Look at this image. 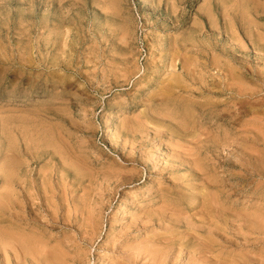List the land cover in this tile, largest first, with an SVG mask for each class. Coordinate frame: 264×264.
Here are the masks:
<instances>
[{"label": "rangeland", "instance_id": "obj_1", "mask_svg": "<svg viewBox=\"0 0 264 264\" xmlns=\"http://www.w3.org/2000/svg\"><path fill=\"white\" fill-rule=\"evenodd\" d=\"M4 167L0 264H264V0H0Z\"/></svg>", "mask_w": 264, "mask_h": 264}, {"label": "bare ground", "instance_id": "obj_2", "mask_svg": "<svg viewBox=\"0 0 264 264\" xmlns=\"http://www.w3.org/2000/svg\"><path fill=\"white\" fill-rule=\"evenodd\" d=\"M233 55V54H232ZM233 59V58H232ZM240 59H241V57H240ZM238 61V60H237ZM240 63V62H239ZM243 64V63H242ZM236 69H237V67H236ZM248 69V68H247ZM233 70H235L234 68H233ZM248 72V71H247ZM246 74V73H245ZM235 76V75H234ZM232 77V76H231ZM230 77V78H231ZM237 77V76H236ZM235 77H233L232 79H234ZM240 78V77H239ZM231 79V80H232ZM244 79V78H243ZM239 80V79H238ZM237 80V81H238ZM236 81V80H235ZM237 83V82H236ZM243 83V82H242ZM234 84V83H233ZM238 84H239V81H238ZM240 85V84H239ZM238 85V86H239ZM223 86V85H222ZM231 86H233V85H231ZM226 87V86H225ZM242 87V86H241ZM234 88V87H233ZM240 88V87H239ZM239 88H237V90L239 89ZM245 88V87H244ZM240 89H243V88H240ZM236 90V91H237ZM237 92H239V91H237ZM236 92V93H237ZM242 92V94H243V92H246V90L245 91H241ZM241 92H239V93H241ZM234 94V93H233ZM233 94H232V97H233ZM239 95V94H238ZM244 95V94H243ZM241 96V95H240ZM236 97H237V94H236ZM241 97H243V96H241ZM239 98V97H238ZM245 98V97H244ZM234 99V98H233ZM240 99H242V98H240ZM239 100V99H238ZM248 100V99H247ZM262 101V100H261ZM244 102V101H243ZM242 102V103H243ZM253 102V101H252ZM240 103V102H239ZM245 103V102H244ZM236 105H238V102H237V104ZM247 106V105H246ZM237 107V106H236ZM235 107V108H236ZM235 108H234V111H235ZM238 108H240V107H238ZM237 109V108H236ZM232 110V109H231ZM240 112V111H239ZM234 113V112H233ZM238 115H239V113L238 112H236ZM244 113H245V111H244ZM241 114V113H240ZM233 115V114H232ZM231 115V116H232ZM234 115H236V114H234ZM237 116V115H236ZM233 118V117H232ZM235 118V117H234ZM233 118V119H234ZM240 120V119H239ZM234 121V120H233ZM40 128V127H39ZM8 137V136H7ZM30 137V136H29ZM205 137V136H204ZM47 139V138H46ZM223 139H224V137H223ZM9 142V141H8ZM3 150V149H2ZM8 157V156H7ZM5 158V157H4ZM183 164V163H182ZM24 170V169H23ZM16 171H17V169H12V167H4L3 169H1V171H0V181L1 182H4V183H6V184H10L9 186H11L12 188H15V189H17V192H16V194L14 195L13 193V195L14 196H12V195H5V197H3L4 199H3V201H1V199H0V207H2V206H4L5 204L6 205H8V206H12L13 205V202L14 201H16L17 202V200H20V193L23 191V189H22V187H19V186H17L15 183H14V180H12V177L11 176H14L13 174H15L16 173ZM17 174V173H16ZM15 174V175H16ZM19 176V175H18ZM22 180V179H21ZM14 183V184H13ZM18 184V183H17ZM5 186V185H4ZM7 186V185H6ZM17 187V188H16ZM19 187V188H18ZM11 188V189H12ZM8 189V188H7ZM9 190V189H8ZM13 191V192H14ZM31 191V190H30ZM6 209H8V208H6ZM11 211V210H10ZM9 212V211H8ZM16 212V211H15ZM2 213V212H1ZM2 216H3V214H2ZM5 216V215H4ZM256 216V215H255ZM164 217V218H163ZM211 218V217H210ZM209 218V219H210ZM1 219H2V217H1ZM246 219V218H245ZM161 221H165L166 220V215L164 216H162L161 217V219H160ZM212 221V220H211ZM244 223H246V222H244ZM197 224V223H196ZM259 224V223H258ZM261 224V223H260ZM166 226V225H165ZM251 226V225H250ZM213 229V228H212ZM215 229V228H214ZM9 230V229H8ZM10 231V230H9ZM242 232V231H241ZM4 234H6V233H4ZM15 234V233H14ZM13 234V235H14ZM7 235V234H6ZM17 235V234H16ZM194 235V234H193ZM4 236V235H3ZM19 236V235H18ZM20 237V236H19ZM250 238V237H249ZM7 239V238H6ZM194 239H196V238H194ZM16 240V239H15ZM251 240V239H250ZM4 241V240H3ZM240 241V240H239ZM254 241V240H253ZM13 242H16V241H13ZM24 243V242H23ZM26 244H27V242H26ZM250 244V243H249ZM29 245H30V243H29ZM33 245H35V244H33ZM72 245V247H75L74 245L75 244H71ZM42 246V245H41ZM149 246V245H148ZM183 246V245H182ZM181 246V247H182ZM22 247V246H21ZM29 246H27V248H28ZM34 247V246H33ZM44 247V246H43ZM200 247V246H199ZM159 248V247H158ZM167 248V247H166ZM175 248V247H174ZM44 249V248H43ZM171 249V248H170ZM36 250V249H35ZM157 250V249H156ZM164 250V249H163ZM44 251V250H43ZM46 251V250H45ZM24 252V251H23ZM33 252H35V251H33ZM252 253V252H251ZM257 253V252H256ZM46 255V254H45ZM149 255H152L151 253L149 254ZM154 255H155V253H154ZM164 255V254H163ZM177 255V254H176ZM33 256V255H32ZM36 256V255H35ZM38 256V255H37ZM43 256V255H42ZM188 256V255H187ZM29 257V256H28ZM195 257V256H194ZM263 257V256H262ZM18 258V257H17ZM154 258V257H153ZM152 258V259H153ZM157 258V257H156ZM191 258V257H190ZM249 258V257H248ZM19 259V258H18ZM36 259V258H35ZM34 260V259H33ZM61 260H63V259H61ZM155 260V259H154ZM196 260V259H195ZM64 261V260H63ZM192 261V260H191ZM222 261V260H221ZM153 262V261H152ZM209 262H211V261H209ZM264 262V261H263ZM54 263V262H53ZM252 263V262H251ZM187 264V263H186ZM190 264V263H189Z\"/></svg>", "mask_w": 264, "mask_h": 264}]
</instances>
